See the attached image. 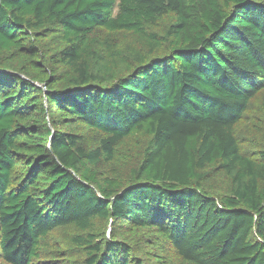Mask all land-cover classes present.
Here are the masks:
<instances>
[{
	"label": "trees",
	"instance_id": "trees-1",
	"mask_svg": "<svg viewBox=\"0 0 264 264\" xmlns=\"http://www.w3.org/2000/svg\"><path fill=\"white\" fill-rule=\"evenodd\" d=\"M263 92L264 0H0L1 260L264 264Z\"/></svg>",
	"mask_w": 264,
	"mask_h": 264
},
{
	"label": "rangeland",
	"instance_id": "rangeland-1",
	"mask_svg": "<svg viewBox=\"0 0 264 264\" xmlns=\"http://www.w3.org/2000/svg\"><path fill=\"white\" fill-rule=\"evenodd\" d=\"M113 11V15L115 14ZM171 18L166 17L165 19L159 21L156 26L152 28V31L161 32L164 30L167 25L170 23ZM93 36L97 37L100 40L105 38H109L111 40H115L116 43L121 48H127L132 46L133 48L139 49L134 45L133 37L130 34L126 33H108L105 30L96 29L93 32ZM118 74H123V68H119ZM235 133L237 139L242 147V150L247 155H258L264 153V92L258 95L255 99H253L249 106L247 112L243 115L242 122L238 123L235 128ZM98 144V137L94 136L88 132H84L82 145L86 149L94 148ZM110 229V222L97 221L96 222V232L105 233L108 237ZM62 231L56 230L53 234L49 236L50 243L61 244L63 240ZM67 247V245H66ZM45 256V255H44ZM42 257L41 262H35V264H43L42 260H45V257ZM0 264H4L0 258Z\"/></svg>",
	"mask_w": 264,
	"mask_h": 264
}]
</instances>
